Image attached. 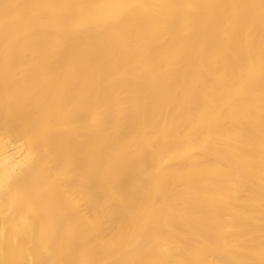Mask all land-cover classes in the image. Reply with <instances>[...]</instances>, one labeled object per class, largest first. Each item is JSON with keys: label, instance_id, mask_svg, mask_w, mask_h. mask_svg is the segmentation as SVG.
Returning <instances> with one entry per match:
<instances>
[{"label": "bare ground", "instance_id": "6f19581e", "mask_svg": "<svg viewBox=\"0 0 264 264\" xmlns=\"http://www.w3.org/2000/svg\"><path fill=\"white\" fill-rule=\"evenodd\" d=\"M0 264H264V0H0Z\"/></svg>", "mask_w": 264, "mask_h": 264}]
</instances>
